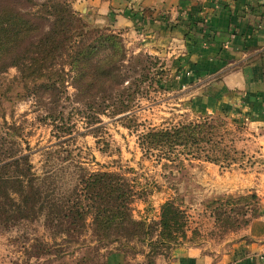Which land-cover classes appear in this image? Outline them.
<instances>
[{
  "label": "rangeland",
  "instance_id": "374dc122",
  "mask_svg": "<svg viewBox=\"0 0 264 264\" xmlns=\"http://www.w3.org/2000/svg\"><path fill=\"white\" fill-rule=\"evenodd\" d=\"M31 1L35 5L17 0L18 7L25 12L38 11L44 0ZM90 24L107 25L94 21ZM39 25L43 31L47 21L42 20ZM155 57L158 60L152 64L151 71L156 73L154 79L159 80L160 86L157 88L152 83L146 88V93L135 101L130 120L100 115V128L93 134L86 132L78 116L71 117L75 132L67 142V149H72L73 158L64 163L68 164V173L61 182L67 189L75 183L72 177L77 173L84 178L95 171L117 174L125 189L135 191L130 215L145 224L142 232L111 242L97 241L90 216L61 222L41 216L0 230V264H112L114 257H118L116 264H162L180 246L194 245L208 253L224 252L255 217L260 201L254 183L264 177L263 143L256 129L242 119L230 117L225 110L202 113L191 103L189 88L178 89L174 83L167 84L170 59ZM30 89L31 82L21 80L15 67L0 74V135L10 134L18 147L28 151L32 169L40 173L44 160L40 149L55 142V128L44 118V110L37 106L38 97ZM73 92L68 86L67 94L72 96ZM64 104L66 116L68 101ZM204 116L220 122L221 144L236 150L233 161L162 159L158 162L144 157L137 147L136 135L146 128ZM62 157L65 154L61 152L59 158ZM251 194L255 198H250ZM167 199L180 207L185 220L184 235L178 232L169 244L167 238L157 235L159 206Z\"/></svg>",
  "mask_w": 264,
  "mask_h": 264
},
{
  "label": "trees",
  "instance_id": "16d2710c",
  "mask_svg": "<svg viewBox=\"0 0 264 264\" xmlns=\"http://www.w3.org/2000/svg\"><path fill=\"white\" fill-rule=\"evenodd\" d=\"M39 6L38 11L25 12L17 0H0V74L15 67L21 80L30 81L37 106L55 128V142L40 149L44 158L40 173L32 169L28 151L18 147L10 134L0 135V230L41 216L59 222L90 216L97 241L137 235L145 224L130 215L135 191L125 189L117 174L95 171L84 178L77 173L67 189L61 182L68 173L64 163L73 158L72 149H67L75 132L71 117L78 116L86 132L93 134L100 128V115L130 120L135 101L146 88L152 83L160 86L151 71L158 59L129 52L109 25L90 24L70 1L44 0ZM42 20L47 21L43 31ZM68 86L74 90L72 96L67 94ZM220 126L210 116L199 117L146 128L137 133L136 143L144 157L158 162L233 161L236 150L221 144ZM61 152L65 157L59 158ZM184 224L183 212L173 200L160 204L159 237L174 242L178 232L184 235Z\"/></svg>",
  "mask_w": 264,
  "mask_h": 264
},
{
  "label": "crops",
  "instance_id": "0c3cea01",
  "mask_svg": "<svg viewBox=\"0 0 264 264\" xmlns=\"http://www.w3.org/2000/svg\"><path fill=\"white\" fill-rule=\"evenodd\" d=\"M70 3L90 21L119 32L130 52L170 59L167 84L189 88L191 103L202 113L225 110L232 118H245L264 150V0ZM263 178L254 183L260 207L227 250L208 253L180 246L162 264H264Z\"/></svg>",
  "mask_w": 264,
  "mask_h": 264
},
{
  "label": "water",
  "instance_id": "95a60500",
  "mask_svg": "<svg viewBox=\"0 0 264 264\" xmlns=\"http://www.w3.org/2000/svg\"><path fill=\"white\" fill-rule=\"evenodd\" d=\"M79 10H80V12H82V11H83V9H82V8H80Z\"/></svg>",
  "mask_w": 264,
  "mask_h": 264
},
{
  "label": "built area",
  "instance_id": "2783aa9c",
  "mask_svg": "<svg viewBox=\"0 0 264 264\" xmlns=\"http://www.w3.org/2000/svg\"><path fill=\"white\" fill-rule=\"evenodd\" d=\"M245 120V118H243V121Z\"/></svg>",
  "mask_w": 264,
  "mask_h": 264
}]
</instances>
